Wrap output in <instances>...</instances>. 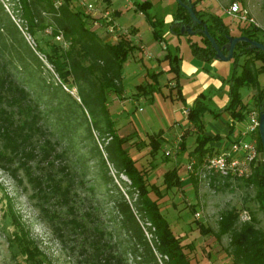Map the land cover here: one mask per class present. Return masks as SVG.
Returning <instances> with one entry per match:
<instances>
[{
	"label": "rangeland",
	"instance_id": "1",
	"mask_svg": "<svg viewBox=\"0 0 264 264\" xmlns=\"http://www.w3.org/2000/svg\"><path fill=\"white\" fill-rule=\"evenodd\" d=\"M0 1L9 15L17 23L21 22L15 15L17 0ZM54 1L57 4L60 0ZM110 1L111 4L108 3L105 7V0H102V8L111 9L112 15V7L120 11L116 19L127 24L125 35L136 45L123 63L122 92L109 95L108 111L118 132L130 137L124 146L137 157L138 165L146 170L148 182L158 184L161 192L158 196L160 210L170 222L172 231L182 242L190 244L191 264H239L234 261L228 249V234L218 233V222L225 209L236 207L239 211V179L246 178L227 179L215 176L199 180L187 171L189 157L195 156L190 151L196 144V130L191 126L182 130L188 126V120L182 112L185 101L177 96L174 73L169 70V63L164 54L171 51L179 54L185 62L193 61L199 65L197 70L206 73L207 77L203 79L201 74L196 72L187 74L180 71V84H188L184 93L186 99L198 89H202L204 96L195 94L194 99L200 96L215 111H221L229 98L227 96L222 106L216 104L215 97L223 94L225 89L224 86L208 82V79H219L220 75L230 77L234 67L239 71L240 63L248 58L251 65L259 71L258 80L263 85L264 71L259 68L262 61L246 55L227 60L215 57L205 60L194 55L189 43L200 42V33L177 34L171 28L178 0H150L151 4L146 7V12L164 20L161 41L153 36L145 11L136 6V2L143 0ZM233 1L238 2L254 19L253 24L264 30V0H198L196 8L219 14L230 27L231 33L236 34L239 32L238 24L245 22L226 15L224 8ZM75 2L84 9L78 0ZM91 17L92 27L102 34V29L93 25L94 16ZM132 26L134 28H131ZM176 28L181 29L180 25ZM135 31L140 39L138 36L134 37ZM48 32L49 28L45 30V33ZM23 35L32 47L35 46L36 43L30 34L23 31ZM257 36L264 40L260 32ZM140 45L143 47H139ZM38 55L43 64L35 63L26 67L18 65L14 68V78L27 89L31 103L40 113L46 136L53 143L55 152L60 155L54 156L53 152L49 162L29 161V174L16 161L8 162L14 173L0 165V264H37L20 253L18 242L14 238L18 226L11 217V210H14L29 235L54 264H87L89 241L92 239H96L106 252L121 255L123 264H135L132 255L126 251L128 237L120 228L114 210L117 187L125 192L130 179L120 173L119 180L115 177L112 167L107 174L114 176L113 181L106 178L104 168L91 152L93 139L86 130L82 107L73 99L80 101L77 87L71 82L62 83L45 55ZM215 62H220V65ZM153 72H156L158 88L149 97L150 93H143L137 85L153 81ZM226 81L228 80L224 78L221 82L225 84ZM68 91L71 95L66 93ZM238 91L241 103L247 105L250 110H256L253 98L256 88L243 84ZM194 99L192 98V101ZM202 120L205 131H215L213 125L221 118L206 110L202 114ZM240 123L243 127L246 126V116ZM157 132L165 136L164 141L154 154H150L149 135ZM179 134L181 139L177 141ZM38 139L43 143L41 136H38ZM182 140L184 143L181 147ZM220 149L214 147V150ZM166 150L169 152L166 153ZM63 165L67 172L61 169L60 166ZM172 166H177L182 182L179 186L166 189L163 172ZM50 168L55 171L56 176H61L62 186L68 188L64 198L57 194L48 195L46 198L35 195L34 181L30 176L36 178L41 171ZM192 175L196 181L191 179ZM255 192V185H252L245 194L254 204L253 209L245 210L248 214L254 213V217L259 221L257 225L264 229V200L258 193V187V195H255ZM196 211L200 212L199 217L195 215ZM241 212L242 210L239 211L237 225L243 221ZM74 218L84 227H77ZM200 222L209 227L208 232L201 231Z\"/></svg>",
	"mask_w": 264,
	"mask_h": 264
},
{
	"label": "trees",
	"instance_id": "2",
	"mask_svg": "<svg viewBox=\"0 0 264 264\" xmlns=\"http://www.w3.org/2000/svg\"><path fill=\"white\" fill-rule=\"evenodd\" d=\"M191 1L195 13L201 19L194 28L201 29L205 23L216 42L220 46L224 44L227 36L233 34L228 24L219 14L196 8L198 0ZM150 4V0L136 2V6L146 13L153 36L161 41L164 20L146 12V7ZM15 7L17 8L15 15L21 20L18 23L0 1V165L14 173L8 162L16 161L29 174L31 168L29 161L49 162L53 152L54 156L60 155L55 152L53 143L46 136V129L40 121V113L31 103L27 89L14 78L15 67L43 64L38 53L44 54L60 81L74 83L77 87L80 101L73 99L82 107L86 130L93 139L91 152L104 168L106 178L113 181L114 176L107 174L112 167L115 170V177L119 180L120 173H124L130 179L129 187L125 192L114 183L118 191L114 199V210L120 228L128 237L126 251L132 255L135 264H191L190 244L182 242L172 231L170 222L160 210L158 196L161 192L158 184L148 182L146 170L138 165L137 157H134L129 148L124 146L130 137L118 132L114 119L108 111L109 95H118L122 92L123 63L136 46L135 43L127 35H120L116 41L105 39L92 27L91 15L75 0H60L57 4L54 0H17ZM173 23L172 31L177 34L181 33L176 28L178 25L190 23L189 13L179 2ZM238 26L239 34L262 40L257 36L260 32L264 37V30L258 25L239 23ZM47 28L49 32L45 33ZM23 31L33 37L35 46L32 47L27 42ZM198 32L201 35L200 42L189 43L191 52L205 60H210L214 57L215 50L207 36L201 30ZM247 45L245 41L237 42L233 57L246 55L261 59L262 64L259 68L264 71V51L249 48ZM164 58L168 60L169 70L174 73V81L178 88L177 96L184 100L179 82L181 56L166 51ZM258 72L248 58L240 63L239 71L236 66L234 67L228 78L229 100L222 110L229 111L232 117L239 120L244 118L250 109L241 103L238 90L241 85L248 84L256 88L253 98L255 108L259 111L260 105L264 103V84L259 83ZM155 74L156 72L152 73L153 81L137 85L143 93H150L149 97L158 88ZM66 93L71 95L70 91ZM206 110L211 111L214 116L220 113L219 110L210 108L199 96L188 106L186 116L196 130V144L190 153L198 158L207 151H213L211 141L219 138V134L206 133L204 130L202 114ZM255 135L257 150L262 159V143L258 127ZM38 136L42 137L43 143H40ZM163 141L161 133L150 134V154H154ZM183 143L182 140L181 147ZM60 167L67 172L64 165ZM259 172L261 176L255 182L258 193L264 200L262 166L259 167ZM30 179L34 181L35 195L43 198L56 194L64 198L68 192V188L61 184V176H56L52 168L41 171L36 178L30 176ZM191 179L196 181L194 176ZM181 182L177 166L167 168L163 172L166 189L179 186ZM10 214L15 225L18 226L14 238L18 242L20 253L37 264H54L29 235L14 210H11ZM238 216L239 211L236 207L222 211L218 222V233L228 234V249L235 262L264 264V229L257 225L256 218L252 215L237 225ZM73 221L77 227H84L77 219L74 218ZM199 226L202 232L209 231L206 224L200 222ZM89 248L87 264H123L121 255L111 251L106 252L96 239L89 241Z\"/></svg>",
	"mask_w": 264,
	"mask_h": 264
},
{
	"label": "built area",
	"instance_id": "3",
	"mask_svg": "<svg viewBox=\"0 0 264 264\" xmlns=\"http://www.w3.org/2000/svg\"><path fill=\"white\" fill-rule=\"evenodd\" d=\"M78 3L84 7L87 13L94 16L93 25L102 29L101 35L107 40L116 41L120 35L127 33L125 26L112 15L111 9H103L95 0H78ZM224 11L226 15L245 23L254 21L236 1L225 7ZM182 112L187 116L188 107H183ZM246 118L247 124L242 129L240 136H233L220 150L207 151L200 158L190 156L186 164L187 171L194 174L199 180L206 177L211 179L215 176L227 179L250 177L259 156L255 135L258 126V111L255 109L249 110ZM180 139L181 134L178 135L177 141ZM168 152L169 150H166V153ZM195 215L199 217L200 212L196 211ZM240 216L243 220L249 219V214L245 209L242 210Z\"/></svg>",
	"mask_w": 264,
	"mask_h": 264
},
{
	"label": "crops",
	"instance_id": "4",
	"mask_svg": "<svg viewBox=\"0 0 264 264\" xmlns=\"http://www.w3.org/2000/svg\"><path fill=\"white\" fill-rule=\"evenodd\" d=\"M95 1L98 2L100 7L104 6L102 0H95ZM105 3H106L105 4V7H106V5H108V3L111 4V1L110 0H105ZM112 9H114V17L116 18L117 17V13L120 12V11L117 8H114V7H112ZM122 24L124 26L127 25L126 23L125 24L122 23ZM131 28H134V26H132ZM133 35H134V37L138 36L139 39H140V36L137 34L136 31H135V33ZM139 47H143V45H140ZM215 63L217 65H220L219 64L220 62H218V63L215 62ZM198 66L199 65L193 63V61L185 62L181 58L179 60L180 71H184L187 74L196 72V74H201V77L203 79L206 78L207 74L204 73V72L198 71L197 70ZM218 78L219 79L209 78L208 82H211V83H214V84L216 83L219 86H224L225 92L223 94L217 95L215 97V103L218 104L219 106H222L224 104L227 96L229 98V95H228V81H226L225 84H223L221 81L224 78H226V80H228L229 77H227V76L225 77L223 75L222 76L220 75ZM187 86H188V84H186V83L180 84L181 92L183 94L184 101H185L183 107L189 106L192 103L191 101H192V98L194 99L195 94H199V95L204 96V92L202 91V89H198V91H196L195 93L189 95L187 97V99H186L184 93L188 89ZM217 116L219 118H221V120L218 121L215 125H213L215 131H205V132L206 133H210V134H215V133L219 134V138L218 139H214L213 141H211V144L215 148H223L231 140V138L233 136H238V135L240 136L241 132H242V129L244 127L240 123L241 120L232 117L231 114L229 113V111H227V110H223V111L221 110L220 113ZM184 118L187 120L185 115H184ZM190 126H191L190 122L188 121V126L187 127H183L182 130L187 129ZM192 129H194V127H192ZM182 130H180V132H182ZM195 136H196V134H195ZM163 137H165V136L163 135ZM184 139H185V137H184ZM260 166H262V159H261V156L259 155L257 160H256V164H255V167H254L253 174L248 179H239V211L244 210V209H247V210L253 209V206H252L253 202L251 201V199L246 198L245 194L247 193V191H249V189H250V187L252 185H255V189H256L255 195H258V193H257V185H256L255 180L261 176V174L259 172V167ZM243 191H245V192H243ZM249 214L254 216V213L250 212ZM257 220L258 219L256 218V221ZM257 223H259V221H257Z\"/></svg>",
	"mask_w": 264,
	"mask_h": 264
},
{
	"label": "water",
	"instance_id": "5",
	"mask_svg": "<svg viewBox=\"0 0 264 264\" xmlns=\"http://www.w3.org/2000/svg\"><path fill=\"white\" fill-rule=\"evenodd\" d=\"M178 2L184 6L189 13L190 23H182L180 25L181 33H195L198 31H202L207 38L210 40V43L215 50L214 57L227 60L233 57V52L237 42H247L249 48H257L264 51V42L262 40L251 38L245 34L239 35H228L227 41L221 46L216 42L215 38L209 33L206 28L205 23H203V27L201 29L194 28V25L201 22V19L197 16L194 10V4L191 0H187L186 2L183 0H178ZM258 131L260 140L262 143V176H263V193H264V103L260 105V109L258 111Z\"/></svg>",
	"mask_w": 264,
	"mask_h": 264
},
{
	"label": "flooded vegetation",
	"instance_id": "6",
	"mask_svg": "<svg viewBox=\"0 0 264 264\" xmlns=\"http://www.w3.org/2000/svg\"><path fill=\"white\" fill-rule=\"evenodd\" d=\"M231 35H239V32H238V33H236V34H231Z\"/></svg>",
	"mask_w": 264,
	"mask_h": 264
}]
</instances>
